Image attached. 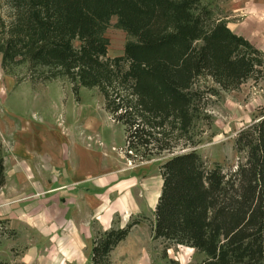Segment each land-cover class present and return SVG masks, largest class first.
<instances>
[{
    "label": "trees",
    "instance_id": "obj_1",
    "mask_svg": "<svg viewBox=\"0 0 264 264\" xmlns=\"http://www.w3.org/2000/svg\"><path fill=\"white\" fill-rule=\"evenodd\" d=\"M7 1L14 16L4 59L26 55L32 71L43 70L45 81L67 78L76 96L80 88L99 89L106 112L124 127L133 161L173 153V135L188 134L199 118L200 78L222 90L264 79V52L233 34L202 0ZM112 16L136 39L114 60L99 38ZM236 149L246 159L231 174L196 151L161 166L152 237L165 251L192 248L205 256L201 264H264V115L239 134ZM5 183L0 143V191ZM145 220L97 230L91 262L112 264L111 253Z\"/></svg>",
    "mask_w": 264,
    "mask_h": 264
},
{
    "label": "rangeland",
    "instance_id": "obj_2",
    "mask_svg": "<svg viewBox=\"0 0 264 264\" xmlns=\"http://www.w3.org/2000/svg\"><path fill=\"white\" fill-rule=\"evenodd\" d=\"M236 6L237 0H202L216 19L232 15L234 7H224L223 2ZM14 11L7 0H0V143L2 152L7 145L4 126L13 132L19 130V121L8 116L17 114L33 123H45L53 140L80 147L92 164V174L100 175L114 168L121 175L120 183L133 181L129 190L147 214L142 226L136 228L111 256L112 264H201L205 256L196 250L179 245L155 241L152 225L155 222V205L162 190L161 166L173 155L196 151L209 166L219 164L224 173L235 172L245 162L246 154L236 149L239 134L260 121L264 115V79H249L236 89L222 90L210 78H200L197 86L204 93L199 118L186 135L175 133L173 153L152 157L146 161H133L126 154L125 130L105 110V98L97 88H80L78 96L67 78L43 80V70H31L26 55L11 61L4 59V42ZM230 29V28H229ZM231 30V29H230ZM99 38L107 45L108 59L123 58L125 48L136 43L121 26L117 16H112L99 31ZM79 50L81 42L71 40ZM125 67V66H124ZM15 113H14V112ZM23 128H27L23 126ZM6 129V128H5ZM6 144V145H5ZM5 161V160H4ZM119 183V182H118ZM137 209L115 219L117 227L137 220ZM52 223L50 227L52 228ZM11 223L0 215V262L5 264H93L88 250L72 253L73 258L60 259L61 246L55 238L64 237L58 232L44 229L34 231L26 223ZM20 227V228H19ZM86 248V247H85ZM125 251V253H123Z\"/></svg>",
    "mask_w": 264,
    "mask_h": 264
},
{
    "label": "crops",
    "instance_id": "obj_3",
    "mask_svg": "<svg viewBox=\"0 0 264 264\" xmlns=\"http://www.w3.org/2000/svg\"><path fill=\"white\" fill-rule=\"evenodd\" d=\"M237 1L240 3L236 6L223 2L225 8L234 7L233 14L224 18L228 28L264 52V0ZM8 117L19 121L21 127L13 132L10 120L5 122L9 127L4 126L6 183L0 191V215L4 219L13 224L26 223V228L34 231L31 236L47 228L64 230L63 238L55 236L61 246L59 258L70 259L72 253L83 248L91 258L95 232L117 227L118 217L123 221L135 209L141 213L140 217H147L128 189L132 180L126 183L122 179L120 183L121 175L114 168L93 175L90 159L86 154L82 158L77 144L53 140L54 133L44 122L33 123L17 114ZM126 225L124 222L120 227Z\"/></svg>",
    "mask_w": 264,
    "mask_h": 264
}]
</instances>
